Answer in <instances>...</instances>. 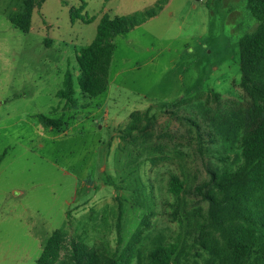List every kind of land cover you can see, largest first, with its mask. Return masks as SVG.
<instances>
[{
    "label": "rangeland",
    "instance_id": "374dc122",
    "mask_svg": "<svg viewBox=\"0 0 264 264\" xmlns=\"http://www.w3.org/2000/svg\"><path fill=\"white\" fill-rule=\"evenodd\" d=\"M35 1L28 32L8 20L21 1H0V264H35L60 229L69 242L114 251L116 196L124 209L120 247L137 230L133 246L146 254L205 211L193 191L208 179L207 167L239 162L238 123L249 100L239 86L238 41L256 22L245 0ZM149 9L157 15L147 18ZM103 16L146 21L114 38L107 88L87 98L77 86L76 58ZM67 74L73 104L57 95ZM180 99L176 115L198 124L205 152L190 124L156 107L147 145L121 138L131 114ZM39 115L63 125L45 128ZM172 175L189 191L180 200L168 192ZM138 180L146 187L147 217ZM204 261L192 256L189 264Z\"/></svg>",
    "mask_w": 264,
    "mask_h": 264
},
{
    "label": "trees",
    "instance_id": "16d2710c",
    "mask_svg": "<svg viewBox=\"0 0 264 264\" xmlns=\"http://www.w3.org/2000/svg\"><path fill=\"white\" fill-rule=\"evenodd\" d=\"M20 1L21 11L9 16L8 20L14 28L28 32L32 9L39 3L35 0ZM245 10L256 22V27L238 41L239 86L249 100L238 123L241 131L239 162L206 168L208 179L193 191L206 203V209L194 217L193 226L171 241H158L146 254L133 246L137 230L132 234L129 245L121 248L124 209L116 196L117 240L114 251L88 248L83 240L69 242L64 229H60L46 240L35 264H189L192 256L204 258V264H264V0H245ZM156 15L155 9L147 11V18ZM76 17L79 18V14ZM145 21V18L136 16H116L112 20L106 16L101 18L95 39L76 58L77 86L82 96L94 98L105 92L114 38ZM85 22L89 23L88 20ZM63 86L58 97L73 104L70 75H66ZM213 96L217 97L216 94ZM181 102L182 99L171 104H153L142 113L131 114L121 138L132 142L140 138L147 145L153 137L155 116L152 111L156 107L161 113L190 124L195 129L198 151L200 154L205 152L198 124L176 115L174 109ZM37 118L45 128L58 130L63 125L61 119L43 115ZM2 158L3 155H0V163ZM152 160L153 163L159 161L158 158ZM132 172H128L125 179ZM106 185L113 186L116 192L120 191L119 186L108 177ZM137 185L138 205L146 209V217L150 216L147 199L142 194V189L146 187L142 182ZM168 192L176 200L189 193L176 175L168 180ZM190 220L188 218V222ZM141 223L146 224L145 221Z\"/></svg>",
    "mask_w": 264,
    "mask_h": 264
}]
</instances>
